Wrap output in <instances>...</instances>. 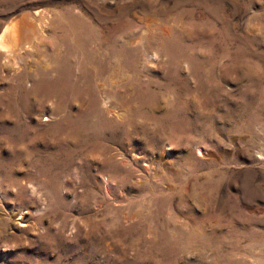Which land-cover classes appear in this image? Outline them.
<instances>
[{"label": "rangeland", "instance_id": "1", "mask_svg": "<svg viewBox=\"0 0 264 264\" xmlns=\"http://www.w3.org/2000/svg\"><path fill=\"white\" fill-rule=\"evenodd\" d=\"M21 18L0 264H264V0H0L1 43ZM58 54L82 92L12 103Z\"/></svg>", "mask_w": 264, "mask_h": 264}, {"label": "bare ground", "instance_id": "2", "mask_svg": "<svg viewBox=\"0 0 264 264\" xmlns=\"http://www.w3.org/2000/svg\"><path fill=\"white\" fill-rule=\"evenodd\" d=\"M24 21L25 20H23V18L18 19L11 25L9 24L10 26L5 29L4 33L2 34L3 43H1L0 40V45H2L3 49L7 47L6 42H9L11 46L12 44L18 45L19 41L21 40L20 28L21 25L24 24ZM39 70L40 71H37V73L33 74L34 83L31 84L30 87H25L23 83L18 87L19 94L16 90L15 96L12 98L16 101L13 102L12 100V103H14L15 105H22V103H27L28 100H32V98L29 97L30 94L31 96L34 95L31 92L35 93L39 92L40 90L54 96H59L67 92L71 93L72 95L82 92V78L80 77V80L78 78L77 81L74 80V71L72 69V66L70 64L66 65L65 59L62 58L61 54L53 57V62L50 66H47L45 68L42 67V69L40 68ZM85 83H88L93 89V82L90 76L85 78Z\"/></svg>", "mask_w": 264, "mask_h": 264}]
</instances>
